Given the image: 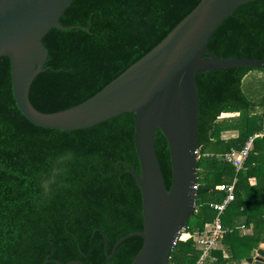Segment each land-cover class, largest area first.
Wrapping results in <instances>:
<instances>
[{
	"label": "trees",
	"instance_id": "1",
	"mask_svg": "<svg viewBox=\"0 0 264 264\" xmlns=\"http://www.w3.org/2000/svg\"><path fill=\"white\" fill-rule=\"evenodd\" d=\"M200 1L73 0L60 21L81 27H54L43 38L49 56L31 86L33 105L51 113L92 97L157 46ZM207 47L221 58L264 60V0L238 6ZM195 79L196 210L169 264L197 263L203 248L194 235L218 215L211 206L224 198L217 186L237 176L236 198L222 215L225 246L213 249L204 263L232 264L264 242V137L255 139L238 172L224 159L264 130V67L224 68ZM134 134L130 111L67 131L33 123L17 106L10 58L0 56V264H132L142 237L125 239L113 257L104 246L111 254L118 240L144 229L142 192L124 165L140 173ZM155 147L169 190L172 163L161 129Z\"/></svg>",
	"mask_w": 264,
	"mask_h": 264
},
{
	"label": "water",
	"instance_id": "2",
	"mask_svg": "<svg viewBox=\"0 0 264 264\" xmlns=\"http://www.w3.org/2000/svg\"><path fill=\"white\" fill-rule=\"evenodd\" d=\"M72 1L0 0V56L10 58L17 106L33 123L63 131L86 128L125 111L133 113L140 173L124 165L142 192L144 229L118 240L111 254L107 242L104 248L113 257L121 242L140 236L143 245L132 264H169L177 240L196 210L200 114L196 74L240 66L264 67V60L221 58L207 47L218 26L238 6L252 0H201L157 46L101 91L75 106L47 113L33 105L30 90L49 56L43 38L54 27H81L60 21ZM157 129L166 136L170 150L169 190L156 153ZM258 263L264 264V242L246 260L235 262Z\"/></svg>",
	"mask_w": 264,
	"mask_h": 264
},
{
	"label": "built area",
	"instance_id": "3",
	"mask_svg": "<svg viewBox=\"0 0 264 264\" xmlns=\"http://www.w3.org/2000/svg\"><path fill=\"white\" fill-rule=\"evenodd\" d=\"M261 137H264V130L259 131L255 133L254 135L250 136V138L248 139V141L246 142L242 150H236V149L230 150L228 153L225 154L224 159L227 162L231 163L235 167L236 171L238 172L239 170L245 167V162L249 156V153L254 147L255 139L261 138ZM199 156H200V149L198 151V157ZM237 180H238V177L236 176L233 182L223 183L217 186V189L222 192V194L224 195V198L220 202L211 204V206L218 212V215L215 218L214 222L208 225L202 232H197L194 235L196 242L203 248L202 255L196 264H204L206 259L209 257L211 251L219 247L221 239H223L225 236V233L227 230L225 229L223 225L222 215L225 213L228 206L236 198ZM198 188L199 187H198V182H197L194 185V189L196 190V193L198 191ZM242 229L244 231L247 230L245 226H243ZM231 231H233V229ZM189 236L190 235L185 234L182 236V238H187Z\"/></svg>",
	"mask_w": 264,
	"mask_h": 264
},
{
	"label": "rangeland",
	"instance_id": "4",
	"mask_svg": "<svg viewBox=\"0 0 264 264\" xmlns=\"http://www.w3.org/2000/svg\"><path fill=\"white\" fill-rule=\"evenodd\" d=\"M248 231H249V230H247L246 232H248ZM224 246H225L224 243H222V241H221V243L219 244V247H220V248H221V247L224 248ZM255 250H256V249H255ZM255 250H254V251H255ZM254 251H253V252H254ZM253 252H252V253H253ZM232 264H235V263H232Z\"/></svg>",
	"mask_w": 264,
	"mask_h": 264
},
{
	"label": "bare ground",
	"instance_id": "5",
	"mask_svg": "<svg viewBox=\"0 0 264 264\" xmlns=\"http://www.w3.org/2000/svg\"><path fill=\"white\" fill-rule=\"evenodd\" d=\"M258 264H261V263H258Z\"/></svg>",
	"mask_w": 264,
	"mask_h": 264
}]
</instances>
